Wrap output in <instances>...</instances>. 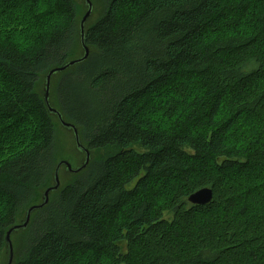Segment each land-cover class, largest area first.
I'll return each mask as SVG.
<instances>
[{"label": "trees", "instance_id": "obj_1", "mask_svg": "<svg viewBox=\"0 0 264 264\" xmlns=\"http://www.w3.org/2000/svg\"><path fill=\"white\" fill-rule=\"evenodd\" d=\"M96 11L88 58L53 76L49 96L91 159L13 233L12 264H89L88 252L94 264H264V210L248 217L243 182L255 173L264 188V147L226 142L247 127L264 141V0ZM81 14L76 0H1L0 256L54 185L61 123L45 78L83 56ZM206 186L210 203L189 202Z\"/></svg>", "mask_w": 264, "mask_h": 264}, {"label": "water", "instance_id": "obj_2", "mask_svg": "<svg viewBox=\"0 0 264 264\" xmlns=\"http://www.w3.org/2000/svg\"><path fill=\"white\" fill-rule=\"evenodd\" d=\"M85 3L87 4L88 9H87L86 13L84 14V16L82 17L81 22H80V33H81V41L80 42H81V46L84 50V54H83V56H81L79 58L69 60L67 63H65L61 66H58V67H54L51 70H49V72L47 73L46 78H45V93H44V101H45V104H46L48 110L51 113L58 116L59 121L64 128L73 131L74 136H75V142H76L77 149L86 153L85 162L77 168H73L71 163L67 160H62L57 164L56 169H55V174H54V185L48 187L44 191L43 202L40 204L31 205L27 209L25 219L21 223L12 226L7 231L6 243H7V248L9 251V259H8L7 264H12L13 260H14V247H13V242L11 239L13 233L15 231L26 229L30 223L33 212L36 211L37 209H40V208L44 207L45 205H47L50 201V194L52 192L58 191L60 189L61 182H60L59 174H60V169L62 168V166H65L67 168V170L72 172V173H78L87 167V165L89 164L90 159H91L90 150L88 148H86L81 143L78 128L73 123L66 121L64 119L62 113L58 109H56L55 107H53L51 105L50 99H49L50 91H51L52 77L63 72V71H65V70H67L70 67H73V66L85 61L90 54V49H89V47L85 41V32H86L85 27H86L87 20L89 19V17L93 13L94 6L92 3V0H85ZM213 197H214L213 189L211 187L206 186V187L199 188L196 191L192 192L188 196V200H189V202H191L193 204L206 205L213 200Z\"/></svg>", "mask_w": 264, "mask_h": 264}, {"label": "rangeland", "instance_id": "obj_3", "mask_svg": "<svg viewBox=\"0 0 264 264\" xmlns=\"http://www.w3.org/2000/svg\"><path fill=\"white\" fill-rule=\"evenodd\" d=\"M76 1L82 7V14L79 18V20H81L83 15L86 13L88 7L85 5V0H76ZM92 3L94 6V9H93V13L91 14L89 19L87 20V24H86L87 26H89V24H92L99 16V13L96 11L97 0H92ZM0 6H1V0H0ZM0 85H2V84H0ZM0 93H1V91H0ZM56 122H57V120H56ZM57 124L59 126L58 144H59V147L61 148V150H60L61 154H60V156L58 158L59 160L57 162L62 161V160H67L71 163L73 168H77V167L81 166L85 160V153L80 152L77 149L73 133L64 129L59 123H57ZM240 126H241V124H240ZM247 126L248 125H246L245 127H247ZM247 128L248 129H246V130H249L250 133H252V135L250 137H248L249 134L244 135V132L246 130L243 129L240 131L239 134H237L236 132L229 134L226 142L229 143L230 146L232 145L235 148L240 149L241 151L243 150L244 152H247L248 150H250L254 146H258L257 144H260V146L264 147V141L262 140L261 143H259V138L256 136L255 130L253 131L252 127H247ZM257 173L260 177L259 180H264V170L258 171ZM252 175L254 176L255 173H250V174L246 175L245 179L243 181L245 184V189H248V190L250 189L252 191L251 195L247 199V203L251 207V210L249 212L248 217L255 215L257 213H260L264 210V188H260L257 185L255 187L254 183L249 184V181H250L249 179L253 178ZM59 177H60L61 186H64L70 179H72L73 173L68 171L65 166H62V168L60 169ZM2 204L5 205L4 203H2ZM20 221L21 220H19L18 223H21ZM12 239H13V237H12ZM93 255L96 256L95 253L88 252L84 255H81V259L84 261L87 258V256H89L90 259L87 262L89 264H94L93 260H96L97 258L93 257ZM8 258H9V252L6 249H4L1 256H0V264H7ZM100 261L102 263H104V260H100ZM80 263H81V261H80Z\"/></svg>", "mask_w": 264, "mask_h": 264}, {"label": "bare ground", "instance_id": "obj_4", "mask_svg": "<svg viewBox=\"0 0 264 264\" xmlns=\"http://www.w3.org/2000/svg\"><path fill=\"white\" fill-rule=\"evenodd\" d=\"M85 162V161H84Z\"/></svg>", "mask_w": 264, "mask_h": 264}]
</instances>
